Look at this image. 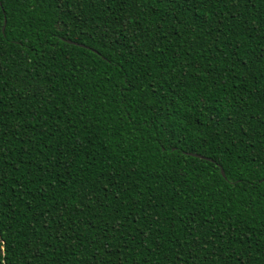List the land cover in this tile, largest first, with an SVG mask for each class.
Masks as SVG:
<instances>
[{
    "label": "trees",
    "instance_id": "1",
    "mask_svg": "<svg viewBox=\"0 0 264 264\" xmlns=\"http://www.w3.org/2000/svg\"><path fill=\"white\" fill-rule=\"evenodd\" d=\"M0 264H264V0H0Z\"/></svg>",
    "mask_w": 264,
    "mask_h": 264
},
{
    "label": "water",
    "instance_id": "2",
    "mask_svg": "<svg viewBox=\"0 0 264 264\" xmlns=\"http://www.w3.org/2000/svg\"><path fill=\"white\" fill-rule=\"evenodd\" d=\"M69 41L77 44V42H74V41H72V40H69ZM81 45H82V44H81ZM190 154H191V155H195V156L203 157L202 155H200V154H198V153L190 152ZM221 171H222V174L225 176V171H224L223 169H221Z\"/></svg>",
    "mask_w": 264,
    "mask_h": 264
}]
</instances>
